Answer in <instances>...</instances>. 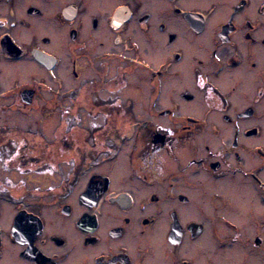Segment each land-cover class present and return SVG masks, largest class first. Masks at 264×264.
<instances>
[{
  "label": "flooded vegetation",
  "instance_id": "af4514ba",
  "mask_svg": "<svg viewBox=\"0 0 264 264\" xmlns=\"http://www.w3.org/2000/svg\"><path fill=\"white\" fill-rule=\"evenodd\" d=\"M0 264H264V0H0Z\"/></svg>",
  "mask_w": 264,
  "mask_h": 264
},
{
  "label": "water",
  "instance_id": "95a60500",
  "mask_svg": "<svg viewBox=\"0 0 264 264\" xmlns=\"http://www.w3.org/2000/svg\"><path fill=\"white\" fill-rule=\"evenodd\" d=\"M74 12V7H69L64 11V15L65 14H73Z\"/></svg>",
  "mask_w": 264,
  "mask_h": 264
},
{
  "label": "rangeland",
  "instance_id": "374dc122",
  "mask_svg": "<svg viewBox=\"0 0 264 264\" xmlns=\"http://www.w3.org/2000/svg\"><path fill=\"white\" fill-rule=\"evenodd\" d=\"M67 1H71V0H67ZM74 1H76V0H74ZM60 36V35H59ZM59 36L58 37H56L57 39H59Z\"/></svg>",
  "mask_w": 264,
  "mask_h": 264
}]
</instances>
